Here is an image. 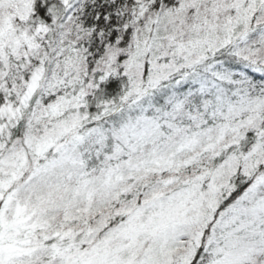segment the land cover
Returning a JSON list of instances; mask_svg holds the SVG:
<instances>
[{"label": "snow or ice", "instance_id": "snow-or-ice-1", "mask_svg": "<svg viewBox=\"0 0 264 264\" xmlns=\"http://www.w3.org/2000/svg\"><path fill=\"white\" fill-rule=\"evenodd\" d=\"M0 264H264V0H0Z\"/></svg>", "mask_w": 264, "mask_h": 264}]
</instances>
